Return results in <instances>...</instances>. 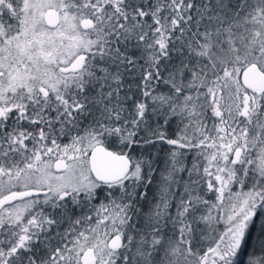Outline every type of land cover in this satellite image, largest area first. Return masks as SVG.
Listing matches in <instances>:
<instances>
[{
  "label": "snow or ice",
  "instance_id": "1",
  "mask_svg": "<svg viewBox=\"0 0 264 264\" xmlns=\"http://www.w3.org/2000/svg\"><path fill=\"white\" fill-rule=\"evenodd\" d=\"M0 264H264V0H0Z\"/></svg>",
  "mask_w": 264,
  "mask_h": 264
},
{
  "label": "rangeland",
  "instance_id": "2",
  "mask_svg": "<svg viewBox=\"0 0 264 264\" xmlns=\"http://www.w3.org/2000/svg\"><path fill=\"white\" fill-rule=\"evenodd\" d=\"M259 226H260V221L258 220L256 223V227L253 229L254 234L258 233Z\"/></svg>",
  "mask_w": 264,
  "mask_h": 264
},
{
  "label": "trees",
  "instance_id": "3",
  "mask_svg": "<svg viewBox=\"0 0 264 264\" xmlns=\"http://www.w3.org/2000/svg\"><path fill=\"white\" fill-rule=\"evenodd\" d=\"M153 194H155V189H153V191L149 193L150 198Z\"/></svg>",
  "mask_w": 264,
  "mask_h": 264
}]
</instances>
